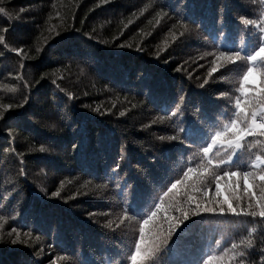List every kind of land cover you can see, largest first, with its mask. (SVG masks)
Returning <instances> with one entry per match:
<instances>
[{
    "label": "trees",
    "instance_id": "trees-1",
    "mask_svg": "<svg viewBox=\"0 0 264 264\" xmlns=\"http://www.w3.org/2000/svg\"><path fill=\"white\" fill-rule=\"evenodd\" d=\"M0 7V264H130L140 219L230 113L243 62L209 77L214 56L205 53L250 51L254 37L240 18L258 20L264 0ZM172 135L180 139H159ZM256 151L238 157L241 166ZM125 210L132 219L117 228ZM13 228L21 232L16 244ZM248 239L252 249L241 245L246 256L231 264L264 261V219L204 213L182 224L150 264H202Z\"/></svg>",
    "mask_w": 264,
    "mask_h": 264
},
{
    "label": "snow or ice",
    "instance_id": "snow-or-ice-1",
    "mask_svg": "<svg viewBox=\"0 0 264 264\" xmlns=\"http://www.w3.org/2000/svg\"><path fill=\"white\" fill-rule=\"evenodd\" d=\"M104 2L107 3L108 0ZM4 12V8L0 7V13ZM156 15V24H159L162 14L158 12ZM240 19L247 34L254 37V46L250 51L245 45L236 49L205 53V56H214L208 71L209 77L228 65H239L243 62V69L239 73V86L234 90L236 94L230 102V113L222 123L214 126V131L205 133L203 142L188 161L186 170L174 182H169L170 186L159 196V202L154 203V210L147 214V218L140 219L138 238L134 240L133 248L127 256L130 264H150L156 261L167 248L176 230L190 217L208 213L264 219V15L258 20L243 17ZM181 26L186 27L183 23ZM249 26L256 31H249ZM4 31L7 32V29ZM173 36L175 38V34ZM3 44L5 35H0V45ZM13 51L18 56L23 52L22 49ZM208 82L205 79L200 87L203 88ZM228 95L221 93L223 98ZM2 107L6 112L12 105ZM180 112L181 108L177 106L171 116L175 117ZM3 115L4 112H0V118ZM179 132L184 133L185 129L181 127ZM159 139L175 141L180 136H161ZM253 149L258 151L244 160L241 166L238 157L245 152L252 153ZM40 151L45 149L41 148ZM213 186L215 191L210 196ZM52 195L58 196L59 192ZM131 219L129 211L125 210L116 227L119 228ZM3 220L4 217L0 216V221ZM108 226L112 227L111 221ZM13 233L15 238L11 243L21 242V232L13 228L8 235ZM31 235L24 233L28 238ZM241 245L251 250L253 241L248 239L232 243L231 248L226 249L222 255L211 252L202 257V264H231L237 257L244 258L246 252L238 251ZM217 246L219 247V242ZM240 264H244L243 259ZM260 264H264V261Z\"/></svg>",
    "mask_w": 264,
    "mask_h": 264
}]
</instances>
